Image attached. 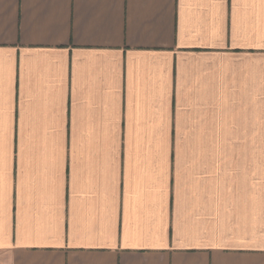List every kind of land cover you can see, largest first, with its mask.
<instances>
[{
    "label": "crops",
    "instance_id": "1",
    "mask_svg": "<svg viewBox=\"0 0 264 264\" xmlns=\"http://www.w3.org/2000/svg\"><path fill=\"white\" fill-rule=\"evenodd\" d=\"M0 264H264V0H0Z\"/></svg>",
    "mask_w": 264,
    "mask_h": 264
}]
</instances>
